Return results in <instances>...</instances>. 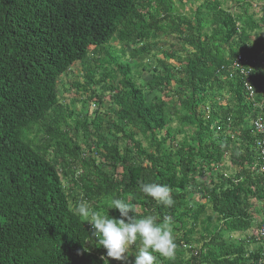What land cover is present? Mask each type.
<instances>
[{
    "label": "trees",
    "instance_id": "obj_1",
    "mask_svg": "<svg viewBox=\"0 0 264 264\" xmlns=\"http://www.w3.org/2000/svg\"><path fill=\"white\" fill-rule=\"evenodd\" d=\"M194 12L192 24L175 18L171 0H0V264H121L105 258L88 222L74 211L84 199L95 211L119 218L103 198L123 199L136 218L150 213L181 231L175 258L155 253L156 264H264V237L223 238L254 226L259 211L252 201L264 206L256 144L261 135L254 130L256 119L264 121V41L251 39L252 31L264 34V7L261 26L246 14H225L219 0H206ZM164 32L176 33L183 46L159 48L162 58L143 86L132 80L127 64L107 69L98 63L103 53L111 59L107 47L113 40L138 56ZM239 55L252 68L253 100L246 99L241 79L221 70ZM89 57L103 69L101 77L94 80L95 70L82 62L83 82L75 78L69 85L88 90L98 105L107 92L116 121L105 122V111L94 112L89 123L88 114L74 119L73 108L59 102V78ZM167 58L173 62L165 63ZM98 83L104 90L93 88ZM173 83L179 86L176 104L163 98ZM81 103L83 109L96 106ZM199 106L207 107V119ZM66 119L81 129L96 156L69 136ZM171 119L194 126L189 140L175 144ZM112 133L120 135L115 142ZM138 134L154 148L146 151ZM227 153L236 167L230 174L220 168ZM151 182L172 189L171 207L140 191ZM75 189L78 199L70 195ZM207 204L216 217L200 220ZM197 226L201 232L193 240ZM250 244L260 246L245 256Z\"/></svg>",
    "mask_w": 264,
    "mask_h": 264
},
{
    "label": "rangeland",
    "instance_id": "obj_2",
    "mask_svg": "<svg viewBox=\"0 0 264 264\" xmlns=\"http://www.w3.org/2000/svg\"><path fill=\"white\" fill-rule=\"evenodd\" d=\"M173 5H174V15L175 18H184V19H188L191 20V23L193 24V16L195 14V10L203 5L204 3H206V0H171ZM219 6L221 8V10L225 13V14H230L234 17L240 16V15H244L246 14L247 16H251L252 20L256 21L258 26L262 25V22L260 21L261 18V14L263 11V7H264V0H219ZM205 7H202V11L204 12ZM176 19H172L173 22L177 21ZM181 28H185V26L183 25ZM207 32H209V29L206 30ZM175 32V31H174ZM176 34V33H175ZM175 34L172 35H168L167 33H161V38L156 39L154 41H152V39H150L146 45L150 48L147 52L145 51L144 53H142L141 55L138 56H133L132 55V46L130 45H122L121 43H119L116 40H113L109 45H108V49L107 51L109 52V54L111 55V59H109V57L107 55H104V53L99 57L101 62L98 61L99 64H103L104 66H106L107 69L109 68H115L114 63L115 62H119V63H124L127 64L129 69H130V77L132 78L133 81H135V83L137 85L143 86L145 84L146 81H148L151 77L152 74H155V70H154V65L156 63V58H162V55L159 51V48H165L168 49L171 46H174V50H179L180 48H182L181 44L182 41L175 39L173 36H175ZM177 35V34H176ZM178 36V35H177ZM258 38H261L262 42L264 41V34H262V31L260 32V34H255L254 31H252L251 33V39L252 40H257ZM152 45L154 50H152ZM186 47V45H184ZM263 55V52H261L260 56ZM96 58H98L97 56H95ZM93 57H89V58H84L83 61H77L75 63H73L70 67V71L67 72V74L61 76L59 79V85L61 86V88L59 89V102L61 103V101L64 104H68L70 108H73L74 110V115L73 118L74 119H84V115L88 114V118L87 121L88 123L90 122V120H92L93 116H94V112H101V111H105V115L103 120L106 122V120L109 121H116V117L115 115L112 113L111 108L113 107L108 99V93L105 91L101 92L102 95V104L98 105V102L96 100H91L89 98V92L88 90L83 91V90H76L74 87H70V83L73 81V79L77 78L78 80H80L81 82H83V77H82V62H85L86 64H89V66L94 69V80H98L101 77V71L103 70L102 68H96V63L95 60L91 59ZM110 60L109 64H106V60ZM165 63H172L173 61H171L170 59H165L164 60ZM118 78V76H117ZM111 83L110 79H106L105 84L109 85ZM93 88L96 89H103L101 84H96L95 86H93ZM171 90L170 92L167 93L166 97H163L164 100L170 101L172 103L176 104V98H177V93H179V86L177 84H172L170 86ZM104 90V89H103ZM100 91V90H99ZM221 98H222V102L225 104L228 103L227 100V93L225 91H223L221 93ZM82 100H86L87 103L86 105L90 106L91 102L96 103L95 107H90L88 109L86 108H82ZM224 104V105H225ZM264 106V103L263 105ZM114 108V107H113ZM198 109L202 112H204L205 115V119L208 118L207 116V107L204 106H199ZM66 125L63 128L67 129L69 131V136L73 137L79 144L80 146H82L83 148H85L86 151H84V153H87V151H89V149L87 148V146L85 145V137L81 131V129L78 127L76 128V126L74 125V123H72V119H66ZM102 128H104L106 126V124H102ZM168 127L171 130V133L175 136L174 137V142L175 144L180 143L183 139H187L189 140V137L191 135L194 134V126L192 125H187V124H180L178 121H176V119H171V121H168ZM110 132H113V130H110ZM35 131L33 130L31 132V136L34 137ZM111 138H114L112 141L115 142V138L117 139L120 135L119 134H115L112 133L111 135H108ZM114 136V137H113ZM165 137V130L162 131L161 133H157L156 135V140L159 141L160 138ZM39 138H41V135H39ZM136 138L140 139L142 142V147L144 149H146V151H150L152 150V148H154V146H152V142H149L147 139L143 138L140 134H138L136 136ZM166 143L165 146L168 147L169 146V139L166 137ZM117 142V141H116ZM118 143V142H117ZM172 144V142H171ZM87 154H90L91 156H96L94 151H89ZM50 159H52L51 155H48ZM53 160V159H52ZM221 170H223L222 173H226V174H230L234 171L235 165L233 163L230 162L228 153L226 156H224V161L221 163L220 166ZM207 175L210 174V172L206 173ZM206 175V176H207ZM205 177V175H204ZM216 177V176H215ZM206 179H208L206 177ZM63 184L65 186V188L67 187H71V184L69 182H67L66 180H63ZM71 197H76V199L79 198V192L77 191V189L73 190L72 193L70 194ZM188 198H192L194 200L197 199L200 202H204V199L199 198V196L197 195H193L190 194L187 196ZM253 202V206L254 209H257L259 212L257 215H254V226L247 230L244 233H225L223 235V238L225 241L227 242H233V241H239L240 239H244V237H248L250 236V234L255 232V227L261 222V217H262V210H263V205L259 202L252 201ZM102 204H104V207L106 208L108 204L111 203V200L109 198H103L101 201ZM138 208V207H136ZM93 209V208H92ZM110 209V208H109ZM94 210V209H93ZM210 216L212 218H215L216 215L214 213H212L211 209L209 208L208 204L205 207V211L201 214L200 216V220L204 217ZM211 223H214V221L212 220ZM217 225H219V222L216 223ZM201 232V229L199 228V226H197L196 230L191 233L189 235V237L193 240L198 239L199 237V233ZM181 231H174V235L175 237H179L180 236ZM201 243H195L194 246L196 248L200 247ZM260 246V244H250L246 251H245V256H247L248 254V250L249 249H253V248H258ZM133 259L132 256L129 257V261H131Z\"/></svg>",
    "mask_w": 264,
    "mask_h": 264
},
{
    "label": "clouds",
    "instance_id": "obj_3",
    "mask_svg": "<svg viewBox=\"0 0 264 264\" xmlns=\"http://www.w3.org/2000/svg\"><path fill=\"white\" fill-rule=\"evenodd\" d=\"M140 191L153 198L165 207L174 203L172 189L168 185L155 182L142 183ZM107 208H114L119 218L110 217L92 209L87 200L81 199L74 205L75 213L88 222L90 231L98 238L99 246L106 250V257L121 264H156L160 256L172 260L175 258L176 237L171 227V221L158 222L153 214L136 218L134 207L120 198L112 199Z\"/></svg>",
    "mask_w": 264,
    "mask_h": 264
},
{
    "label": "built area",
    "instance_id": "obj_4",
    "mask_svg": "<svg viewBox=\"0 0 264 264\" xmlns=\"http://www.w3.org/2000/svg\"><path fill=\"white\" fill-rule=\"evenodd\" d=\"M221 70L226 71L229 78L237 76L238 80L241 79L243 81L242 85L246 99L253 100L255 91L252 80V68L246 64L244 58L240 55L237 56L228 66H221ZM216 130L218 131L219 127H217ZM254 130L256 134L261 135L260 140H257L256 144L260 161V168L258 171L262 173L264 178V121L262 119L258 118L254 121ZM250 236H252L255 240L264 237V222L259 223V226L255 228V232L250 234Z\"/></svg>",
    "mask_w": 264,
    "mask_h": 264
}]
</instances>
